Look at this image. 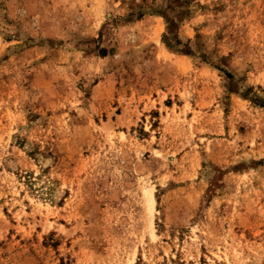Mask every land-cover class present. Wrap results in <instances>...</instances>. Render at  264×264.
<instances>
[{
    "label": "rangeland",
    "instance_id": "rangeland-1",
    "mask_svg": "<svg viewBox=\"0 0 264 264\" xmlns=\"http://www.w3.org/2000/svg\"><path fill=\"white\" fill-rule=\"evenodd\" d=\"M0 264H264V0H0Z\"/></svg>",
    "mask_w": 264,
    "mask_h": 264
},
{
    "label": "bare ground",
    "instance_id": "bare-ground-1",
    "mask_svg": "<svg viewBox=\"0 0 264 264\" xmlns=\"http://www.w3.org/2000/svg\"><path fill=\"white\" fill-rule=\"evenodd\" d=\"M147 193H150V192H147ZM149 204H151V206H152V204H153V197H152V195H150V199H149ZM151 206H150V208H151Z\"/></svg>",
    "mask_w": 264,
    "mask_h": 264
}]
</instances>
